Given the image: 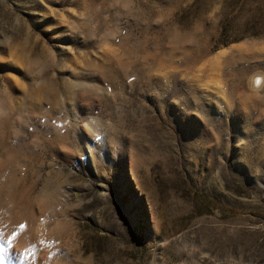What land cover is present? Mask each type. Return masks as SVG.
<instances>
[{
    "label": "rangeland",
    "instance_id": "374dc122",
    "mask_svg": "<svg viewBox=\"0 0 264 264\" xmlns=\"http://www.w3.org/2000/svg\"><path fill=\"white\" fill-rule=\"evenodd\" d=\"M259 100L264 0H0V264H264Z\"/></svg>",
    "mask_w": 264,
    "mask_h": 264
},
{
    "label": "bare ground",
    "instance_id": "6f19581e",
    "mask_svg": "<svg viewBox=\"0 0 264 264\" xmlns=\"http://www.w3.org/2000/svg\"><path fill=\"white\" fill-rule=\"evenodd\" d=\"M39 85L40 86L36 91V93L39 95V97H36L37 102H38V104H37L38 108H37V106L32 107V108H34L33 111H37V110L39 111L41 109L40 104H39L40 102H42V103L44 101H47L48 103L53 102L52 105H57V103L55 101V93L51 90L52 84L49 81L48 82L41 81V82H39ZM90 93L92 94V92H90ZM88 94H89V92L86 91L85 93H83V96H85V98H89ZM70 98L73 99V95H70ZM241 98H242V100H239L240 99L239 98L238 102L233 101L235 110L238 109V110H243V112H245V111L250 112V111L256 109L257 102H256V99H254L252 96H250V95L248 97L242 96ZM247 101H251V103H248ZM262 101L264 102V100H259L258 103L263 105ZM0 103H3V101H0Z\"/></svg>",
    "mask_w": 264,
    "mask_h": 264
},
{
    "label": "snow or ice",
    "instance_id": "6c2138e0",
    "mask_svg": "<svg viewBox=\"0 0 264 264\" xmlns=\"http://www.w3.org/2000/svg\"><path fill=\"white\" fill-rule=\"evenodd\" d=\"M10 243V242H9Z\"/></svg>",
    "mask_w": 264,
    "mask_h": 264
}]
</instances>
